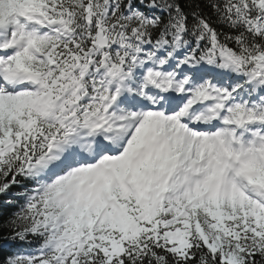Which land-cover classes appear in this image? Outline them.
Returning <instances> with one entry per match:
<instances>
[{
	"label": "snow or ice",
	"instance_id": "6c2138e0",
	"mask_svg": "<svg viewBox=\"0 0 264 264\" xmlns=\"http://www.w3.org/2000/svg\"><path fill=\"white\" fill-rule=\"evenodd\" d=\"M0 264H264V0H0Z\"/></svg>",
	"mask_w": 264,
	"mask_h": 264
}]
</instances>
